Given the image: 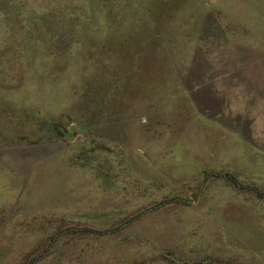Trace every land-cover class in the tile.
<instances>
[{"label": "rangeland", "instance_id": "374dc122", "mask_svg": "<svg viewBox=\"0 0 264 264\" xmlns=\"http://www.w3.org/2000/svg\"><path fill=\"white\" fill-rule=\"evenodd\" d=\"M202 263L264 264V0H0V264Z\"/></svg>", "mask_w": 264, "mask_h": 264}, {"label": "trees", "instance_id": "16d2710c", "mask_svg": "<svg viewBox=\"0 0 264 264\" xmlns=\"http://www.w3.org/2000/svg\"><path fill=\"white\" fill-rule=\"evenodd\" d=\"M230 178H231L230 180H231L232 182L236 183V181H235V179H234L233 177H230Z\"/></svg>", "mask_w": 264, "mask_h": 264}, {"label": "water", "instance_id": "95a60500", "mask_svg": "<svg viewBox=\"0 0 264 264\" xmlns=\"http://www.w3.org/2000/svg\"><path fill=\"white\" fill-rule=\"evenodd\" d=\"M202 264H211V263H202Z\"/></svg>", "mask_w": 264, "mask_h": 264}]
</instances>
